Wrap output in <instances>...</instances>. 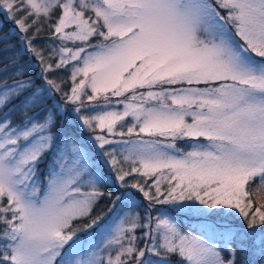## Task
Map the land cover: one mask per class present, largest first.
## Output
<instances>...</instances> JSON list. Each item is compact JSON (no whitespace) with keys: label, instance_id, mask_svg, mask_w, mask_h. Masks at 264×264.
Masks as SVG:
<instances>
[{"label":"snow or ice","instance_id":"6c2138e0","mask_svg":"<svg viewBox=\"0 0 264 264\" xmlns=\"http://www.w3.org/2000/svg\"><path fill=\"white\" fill-rule=\"evenodd\" d=\"M0 17L20 45L0 61V264H264V0H0Z\"/></svg>","mask_w":264,"mask_h":264},{"label":"rangeland","instance_id":"374dc122","mask_svg":"<svg viewBox=\"0 0 264 264\" xmlns=\"http://www.w3.org/2000/svg\"><path fill=\"white\" fill-rule=\"evenodd\" d=\"M0 20H2V17L0 18ZM8 34H9L10 37L14 36L13 34H11L10 29L8 31ZM0 38H2V39H0V42L2 43L1 46L4 48V50H6L10 46H12V45H10V43H15L13 41L8 43L6 41L7 40V35L4 34V33L0 34ZM6 58L7 57H4V59L2 61H4ZM26 59H27V57H24V60H26ZM0 78H1V81L2 80H7L9 83H11V80H12L11 73H2V72H0ZM74 130H75V135L80 140H82L83 143H85V144H83V146H85V147L89 148V150H91L92 149V144H91V140L88 138L90 134L86 130H84V131H79L77 129H74ZM117 139H119V137H117ZM50 159H51V157L46 154L43 162L38 165L39 175H40L41 181H44L46 179V173H47V170H48V165H49ZM108 206H109V201L108 200H106V199L100 200V202L94 207V208H98L99 211L97 213H95V214H93V211H92V215H93L92 217H95L97 215H106V214H108ZM158 207H164V206H158ZM85 219H87V218H82L80 220L74 221L75 223H78L74 227H79V228L83 229L89 223V221L86 222ZM183 230L186 231L185 229H183ZM89 231H93L94 232L95 229H89ZM191 233L193 235H198V233H193V232H191ZM77 235L82 237V236L85 235V233L83 231H81Z\"/></svg>","mask_w":264,"mask_h":264},{"label":"trees","instance_id":"16d2710c","mask_svg":"<svg viewBox=\"0 0 264 264\" xmlns=\"http://www.w3.org/2000/svg\"><path fill=\"white\" fill-rule=\"evenodd\" d=\"M1 18V17H0ZM0 24H3V28L2 30H0V34L4 33V34H7V42L10 43V42H15V43H10V45H12V47H9L7 48L6 50H4V48L1 46L2 43L0 42V61H2L4 59V57H12V56H15L19 50H20V46H19V43L16 39L15 36H12L10 37L9 34H8V31L10 29V25L8 23H6L3 18L2 20H0ZM21 63H23V60L21 61ZM61 75L63 76H67V73H62ZM0 81H1V78H0ZM13 119H17V117H13ZM73 131L75 132V130L73 129ZM85 144V143H83ZM258 187V184H257V181H250L248 186H247V189L253 193V204H254V207H256V200H255V196H256V189ZM106 191H111V188H105ZM103 200V199H102ZM99 211L98 208H94L93 210V214L97 213ZM103 211V210H102ZM92 215V214H91ZM93 216V215H92ZM86 222L89 221V219H85ZM195 222H193V225H194ZM78 223H73V226H76ZM181 227L183 229H185L186 231H191L193 233H198L200 234L199 232V229H197L196 227H189V224L188 222H185L184 224L181 225ZM173 261H176V257H172L171 258Z\"/></svg>","mask_w":264,"mask_h":264}]
</instances>
